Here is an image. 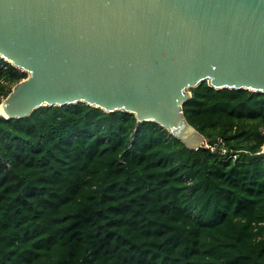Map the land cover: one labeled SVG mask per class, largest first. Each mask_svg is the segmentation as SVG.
Masks as SVG:
<instances>
[{"label":"trees","instance_id":"trees-1","mask_svg":"<svg viewBox=\"0 0 264 264\" xmlns=\"http://www.w3.org/2000/svg\"><path fill=\"white\" fill-rule=\"evenodd\" d=\"M26 76L0 59V103ZM189 92L198 150L82 103L0 116V264H264V95Z\"/></svg>","mask_w":264,"mask_h":264},{"label":"water","instance_id":"water-1","mask_svg":"<svg viewBox=\"0 0 264 264\" xmlns=\"http://www.w3.org/2000/svg\"><path fill=\"white\" fill-rule=\"evenodd\" d=\"M0 59L27 75L0 103L6 119L82 103L198 150L189 90L264 95V0H0Z\"/></svg>","mask_w":264,"mask_h":264},{"label":"bare ground","instance_id":"bare-ground-1","mask_svg":"<svg viewBox=\"0 0 264 264\" xmlns=\"http://www.w3.org/2000/svg\"><path fill=\"white\" fill-rule=\"evenodd\" d=\"M0 113H2V110L0 109Z\"/></svg>","mask_w":264,"mask_h":264},{"label":"built area","instance_id":"built-area-1","mask_svg":"<svg viewBox=\"0 0 264 264\" xmlns=\"http://www.w3.org/2000/svg\"><path fill=\"white\" fill-rule=\"evenodd\" d=\"M212 150V149H211Z\"/></svg>","mask_w":264,"mask_h":264}]
</instances>
